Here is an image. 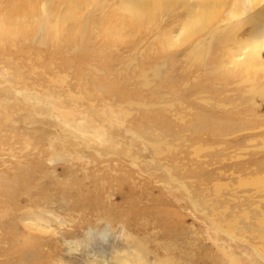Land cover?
<instances>
[{
    "label": "rangeland",
    "instance_id": "1",
    "mask_svg": "<svg viewBox=\"0 0 264 264\" xmlns=\"http://www.w3.org/2000/svg\"><path fill=\"white\" fill-rule=\"evenodd\" d=\"M203 1L0 0V264H264V96L177 39Z\"/></svg>",
    "mask_w": 264,
    "mask_h": 264
},
{
    "label": "bare ground",
    "instance_id": "2",
    "mask_svg": "<svg viewBox=\"0 0 264 264\" xmlns=\"http://www.w3.org/2000/svg\"><path fill=\"white\" fill-rule=\"evenodd\" d=\"M126 2H129L127 7L128 10L132 12V20H136L135 18L140 14L147 13L150 4V0H126ZM206 2L208 1L205 0L201 2V6ZM221 6V9L212 8L210 13L208 12L209 14H205L202 17L197 16V11H193V9L188 11L190 21L187 20V22L183 24L182 33L184 37H178L177 39L180 41L185 40L186 43H188L190 48L188 56L194 59L200 57L199 50L204 47V45L208 44L210 46L209 54L205 59L209 58L210 61L211 58L227 59L234 68L236 67L239 70L235 73V76H242L243 79L241 77L234 81L238 95L245 99L248 95L252 94L259 99V97L264 96V0H222ZM30 9V5H25L22 6L19 11L20 13L31 14ZM10 18H12V16H9V14L5 17L6 20ZM242 22H244V24H250L253 27L251 30L252 33L247 37L239 36L238 29ZM39 25L42 34L49 27L46 19H42ZM85 28H87L86 22L83 27L84 31ZM144 31L145 32H143L141 36L130 41L132 44L131 46L135 48L134 50L136 52L139 51V48L142 47V44L146 42V40L152 38L149 37L152 34L151 30L146 28ZM45 38L46 37H43V40H45ZM250 42L254 45H250ZM137 56L142 55L141 53H137ZM252 61H254L253 64H248ZM256 63L260 64L257 69H255L257 66ZM246 65L248 66L244 69ZM253 65H255L254 68L252 67ZM205 68L216 73L218 70L225 69L224 66L214 65L208 63V61ZM253 71H255V74L254 77H251L250 73ZM231 73L234 74L233 71H231ZM79 158L83 157L79 156ZM114 257L121 258L120 252H117V255Z\"/></svg>",
    "mask_w": 264,
    "mask_h": 264
}]
</instances>
